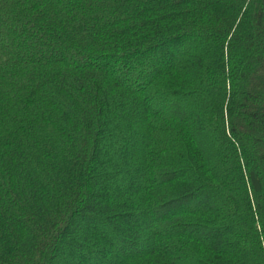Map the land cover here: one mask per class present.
<instances>
[{"label":"trees","instance_id":"obj_1","mask_svg":"<svg viewBox=\"0 0 264 264\" xmlns=\"http://www.w3.org/2000/svg\"><path fill=\"white\" fill-rule=\"evenodd\" d=\"M63 248L264 264V0H0V264Z\"/></svg>","mask_w":264,"mask_h":264},{"label":"rangeland","instance_id":"obj_2","mask_svg":"<svg viewBox=\"0 0 264 264\" xmlns=\"http://www.w3.org/2000/svg\"><path fill=\"white\" fill-rule=\"evenodd\" d=\"M144 74L145 73L142 72V75H144ZM138 78H139V80L142 79L140 76ZM133 81H134V79H133ZM127 82L129 83L130 86H132V79L127 78ZM132 88L134 90L136 89L135 86H133ZM168 104H169V102H167L166 105H168ZM188 106H189V108L190 107L193 108L190 105H188ZM187 114H188V119H190L192 113H190V114L187 113ZM126 134L127 135H124L123 138H126V136H128V133H126ZM126 140H125V142L127 144H129V146H130V147H128L129 149L127 150V153L129 155L134 150H138L137 149L138 146L136 144V140L135 141H134V139H133V141L132 140H130V141L127 140L126 141ZM121 145H122L121 140L120 141H116L115 145H113L114 146V151L115 152L118 151V148ZM247 145L249 147L251 146L250 143H248ZM115 152H114V154L113 153L108 154V156H106V155L104 156L103 155V162L106 161V158L107 157L111 158L113 155H115ZM208 152H209V148H208ZM124 153H126V151H124ZM112 167H113V169H116L118 172H120L119 177L116 180H108V182H101L102 185L99 186V188H106V189H109L111 193H115L116 191L121 190L123 188L125 181L128 182V183H129V181H132V182L134 181L135 183H138V181L143 182V180L140 179V177L138 178V174H137V171H136L137 169H135L132 166L129 167L128 164H127V162L124 159L120 160L119 162H114V164H113ZM103 181H105V180H103ZM150 217L149 216L148 217L146 216L144 218H141V221H142V225L141 226H145L146 224L149 225L150 224V221H151V218ZM128 223L133 224L132 221L131 222H128ZM98 225L99 226L97 227V231L100 232L102 235L103 234H107V232L102 229V227H103L102 223L101 224H98ZM115 248L116 247L114 246V249ZM76 256L78 257V255H76ZM67 257H68V254H65V250L63 248V250L61 251V253L58 255L56 264H68V262H71L69 264H74V261H72L71 259L70 260H67ZM111 261H113L112 258H111ZM76 264H77V262H76ZM86 264H91V263L88 260L86 262Z\"/></svg>","mask_w":264,"mask_h":264}]
</instances>
